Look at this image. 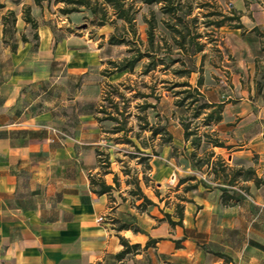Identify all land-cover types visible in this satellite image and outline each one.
Segmentation results:
<instances>
[{
    "label": "crops",
    "instance_id": "1",
    "mask_svg": "<svg viewBox=\"0 0 264 264\" xmlns=\"http://www.w3.org/2000/svg\"><path fill=\"white\" fill-rule=\"evenodd\" d=\"M47 3L0 0V264H264V0H229L242 29L217 27L215 53L193 55L200 92L223 104L217 153H227L231 169L253 166L260 182L228 187L210 168L181 163V177L196 182L181 183V226L138 211L122 188L111 190L112 201L94 192L91 178L114 186L120 174L103 173L97 154L110 151V140L90 80L105 60L84 36L58 37L57 5ZM26 7L36 27L23 18ZM126 71L101 78L116 83ZM181 144H189L182 127ZM152 161L165 178L168 167ZM225 189L236 202L223 205ZM122 223L137 231L117 229ZM120 237L140 249L117 260Z\"/></svg>",
    "mask_w": 264,
    "mask_h": 264
},
{
    "label": "rangeland",
    "instance_id": "2",
    "mask_svg": "<svg viewBox=\"0 0 264 264\" xmlns=\"http://www.w3.org/2000/svg\"><path fill=\"white\" fill-rule=\"evenodd\" d=\"M172 1L177 8L174 14L162 12L161 3L147 5L139 0H123L125 6L133 13L132 25L117 18L113 8L105 0H90L91 6L95 7L94 12L86 7L68 5L66 2L56 0H48L47 3L57 5L56 9L50 8L56 13L53 17L55 28L60 26L57 31L58 37L84 36L90 40L93 47L100 49V54L105 60L104 68L96 71L90 80L92 86L95 85V90L91 91L97 93L98 99L94 105L102 106L111 112L117 121L101 120L102 130L108 133L110 151L106 149L101 151L102 157L108 160V165L101 166L100 170L109 172L111 167H115L120 173L117 177V187L124 189L125 196L139 205L142 199L130 194V190L135 189L138 179L143 193L154 202V205H142L139 208L137 205V210L141 211L148 207L163 217L164 213L169 211L176 215L178 202L182 196L181 183L183 188L196 184L193 180L181 177V163L184 165L191 163L201 171L209 168L212 171L214 167L217 169L224 167L226 172L231 169L227 153H217V149L211 144L213 138L222 140L224 132L218 131V122L206 120V114L212 109L200 108L201 104L207 102L205 96L201 94L183 99L186 95L183 92L187 88L178 84L188 82L194 87L197 82L196 76H200L195 73L202 71L195 65V60L197 61L199 56L193 57L195 46L202 43L207 49L205 54L213 53L215 40L219 41L216 23L222 20L223 16H229L233 8L229 0ZM71 9L73 11L68 13L63 11ZM62 20L64 22H61ZM148 20L155 23L154 52L158 65L147 74H142L143 66L149 60L143 57L132 72L127 70L126 73H121L124 75L119 81L111 84L123 96L117 97L114 89L103 82L101 78L104 75L103 71L110 68L107 63L109 60L119 61L128 57L131 49L145 48ZM224 23L228 24V21L224 20ZM116 40L120 43H113ZM177 42L183 44L181 48ZM208 43L211 45H207ZM61 68L58 67V73L63 74L65 71ZM176 69H188L190 73L188 76L182 74L180 76L174 73ZM212 77L218 82L216 75L212 74ZM79 81L80 78L75 79L77 88ZM227 86L228 83L224 84V87L228 88ZM178 91L182 93L176 95ZM105 92L108 94L106 99ZM189 92L193 93V90L190 88ZM178 98L182 100L181 106L176 105ZM219 99H226V95ZM115 104L122 113H116ZM97 108L99 107H96V110ZM98 116L104 118L102 113ZM182 124H187L189 130L196 133L190 137L191 140L200 136L199 147L194 148L190 141L188 145L181 144ZM123 125L124 131L112 132L114 126ZM151 130L158 133L152 135ZM168 138L170 141L165 142ZM151 159L154 165L168 167L169 173L165 178L158 177L157 169L153 172L149 165ZM239 178L242 176L236 178V185L241 187L242 182ZM112 199L114 200L113 196ZM112 221L115 222V218ZM177 240L173 241L175 247H181V239L176 242Z\"/></svg>",
    "mask_w": 264,
    "mask_h": 264
},
{
    "label": "trees",
    "instance_id": "3",
    "mask_svg": "<svg viewBox=\"0 0 264 264\" xmlns=\"http://www.w3.org/2000/svg\"><path fill=\"white\" fill-rule=\"evenodd\" d=\"M36 2H38V0H35ZM57 2H66L68 5H79L82 7H86L88 9H90L92 12L95 11V7L91 6V2L90 0H56ZM114 10V14L116 15L117 18L125 21L126 23H128L129 25H132V22L134 20V16L133 13L130 11V8L125 6L123 0H105ZM141 3L147 4V5H151V4H155V3H161V10L164 13L167 14H174L176 11V7L173 5V1L172 0H139ZM64 13H68L73 11V9L71 10H63ZM23 18L25 20V22L29 23L32 27H36V22L35 20L31 17L30 15V11L29 8L26 7L24 14H23ZM225 21H228V24L224 23ZM147 28H146V39H147V45L145 46V48L143 50H141L140 48H135V49H131L130 52L131 54L128 57H124L123 59L119 60V61H114V60H109L107 63L108 65H110L109 69H106L103 71L104 75H109L111 73L114 72H120V71H124V70H128L129 72H132L133 69L135 68L136 64L143 58V57H147L149 58L148 62L146 64H144L143 66V70H142V74H147L148 72L152 71L153 69H155V67L158 65L157 64V60L155 57V50H154V28H155V23L152 20H148L147 21ZM217 27H221V26H228L230 28H239L242 29V24L240 22V18L239 15L232 10L231 14L229 16H223L222 20L218 21L216 23ZM56 42V40H55ZM112 43V42H111ZM113 43H120L119 40L114 41ZM142 43V42H141ZM179 45V48H181V42H177ZM203 49V44L202 43H197L194 49V52H198L201 51ZM159 59V58H158ZM162 61V59H160ZM160 64H162L163 66H165L162 62H160ZM175 74H178L181 76H188L190 71L188 69H176L174 70ZM202 84V78L199 77L197 79L196 85L194 87H192L188 82H183L182 84H178V86H185L187 89L184 90L183 93H186V95L184 96L183 99H189L190 97L194 96V95H198L200 96L202 93L199 90V87ZM110 88H113L115 91V94L117 95V97H123L122 94L120 92H118L117 88H115V86H112L111 84H107ZM190 88L193 90L192 92L190 91ZM176 95L181 94V91L176 92ZM107 92H105V96L104 99H106L107 97ZM181 98H178V100L176 101V105L177 106H181L182 102H181ZM114 108L116 110V113H122V111H120L117 107V105H114ZM201 109H209L211 108L212 111L209 112V114H206V120L208 122H219L221 120V114H222V108H223V104L222 103H214V102H204L203 104H201L200 106ZM96 112L98 113H102L104 114V118H100L98 117L97 119L102 120V119H110L113 121H117L116 116H114L111 112H108L107 110L103 109L102 106H100L99 108H97ZM198 115V114H196ZM125 126H114L112 132L113 133H118L120 131H124ZM183 130H184V139L187 141H190L191 145L196 148L199 147V141H200V136H196L195 138H193L192 140L190 139V137L192 135H196L195 132H191L189 130V126L187 124H182ZM152 135H156L158 132L156 130H151ZM264 138V136H263ZM170 141V138H168L167 140H165V142ZM211 144L215 147H224L225 144L222 140L218 139V138H213V140L211 141ZM97 154L99 155V163L100 166H107L108 165V160L106 158L102 157V153L97 151ZM217 161H219L217 159ZM217 163V162H216ZM108 171H103V173H107ZM214 177L216 178V176L219 174L221 177H223V179L225 180V184L228 187H234L236 186V182H237V177L238 176H242V180H253L256 184H258L260 182V180L256 177L255 175V169L253 166H240L238 168H232L230 169L228 172H226V169L224 167L222 168H216L214 167V169L212 170ZM187 179L193 180L195 179L193 176L188 177ZM127 182V180H126ZM90 183L92 186L97 185L98 189L94 190V192H96L97 194H107L110 197V200L112 201V196H111V190L114 187H117L118 185V179L117 176L114 175L113 176V183L114 186L107 184L102 178H91L90 179ZM196 184H193L191 186H188L187 189L193 188L195 187ZM231 189V188H228ZM227 189V190H228ZM231 191V190H228ZM130 194H135L138 196V198L142 199V202L137 206L138 208L141 207L142 205H154V202L148 198L142 191L139 181L137 179L136 183H135V189L134 190H130ZM237 201V198L234 196L233 193H229L226 191V189L223 191L222 194V203L223 205H230L234 202ZM174 217H176V220L172 219V215L168 212L164 213V217L163 219L166 220L171 226H175V225H182V209L181 207L178 205L177 206V212L176 215H173ZM133 229L135 231H137L136 228H132V226H130L127 223H122L120 224L117 229L122 230V229ZM120 241L121 244L123 245V249L118 252L116 254V259L117 260H122L126 254L128 253H135L140 249V245L138 243H134V244H130L125 238L120 237ZM178 242V240L176 241Z\"/></svg>",
    "mask_w": 264,
    "mask_h": 264
},
{
    "label": "built area",
    "instance_id": "4",
    "mask_svg": "<svg viewBox=\"0 0 264 264\" xmlns=\"http://www.w3.org/2000/svg\"><path fill=\"white\" fill-rule=\"evenodd\" d=\"M54 133L58 136V137H61V136H64V134L60 131V130H57V129H54ZM101 218H98L97 221H100Z\"/></svg>",
    "mask_w": 264,
    "mask_h": 264
}]
</instances>
